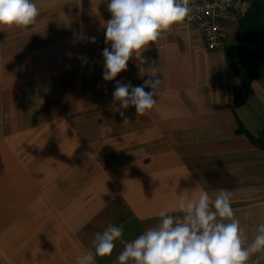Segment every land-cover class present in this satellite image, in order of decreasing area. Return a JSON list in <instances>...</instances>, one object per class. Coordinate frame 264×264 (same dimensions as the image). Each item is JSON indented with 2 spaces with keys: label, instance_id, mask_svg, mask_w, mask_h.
Returning a JSON list of instances; mask_svg holds the SVG:
<instances>
[{
  "label": "crops",
  "instance_id": "obj_1",
  "mask_svg": "<svg viewBox=\"0 0 264 264\" xmlns=\"http://www.w3.org/2000/svg\"><path fill=\"white\" fill-rule=\"evenodd\" d=\"M34 2V25L0 31V264H76L108 225L123 234L95 264H119L125 243L155 227L161 210L182 216L179 200L201 190L212 200L232 193L250 244L264 223V65L233 102L238 20L251 0L222 23L216 51L184 23L150 43L144 72L159 66L157 103L147 116L129 107L125 125L115 86L149 76L133 58L103 80L108 0ZM248 264H264V253Z\"/></svg>",
  "mask_w": 264,
  "mask_h": 264
},
{
  "label": "clouds",
  "instance_id": "obj_2",
  "mask_svg": "<svg viewBox=\"0 0 264 264\" xmlns=\"http://www.w3.org/2000/svg\"><path fill=\"white\" fill-rule=\"evenodd\" d=\"M189 0H108L111 19L104 27L105 47L103 80L112 81L127 70L128 61L135 58L141 74L149 76L141 86L117 83L113 102L118 103L123 125L125 116L134 107L136 116H147L157 103L161 79L156 64L148 65L143 53L166 32L183 22L190 9ZM40 11L34 0H0V31L17 27L28 29L36 23ZM95 43V37L90 38ZM142 74V75H144ZM145 88L151 91H145ZM123 109L124 111H122ZM232 193L221 190L214 200L201 190L198 198H181L176 208L182 216L159 212L160 221L131 242L125 243L118 256L119 264H248L257 253H264V223L257 227L253 241L244 246L247 237L231 207ZM123 228L108 225L97 232L93 251L76 257V264H95L97 256H110Z\"/></svg>",
  "mask_w": 264,
  "mask_h": 264
},
{
  "label": "trees",
  "instance_id": "obj_3",
  "mask_svg": "<svg viewBox=\"0 0 264 264\" xmlns=\"http://www.w3.org/2000/svg\"><path fill=\"white\" fill-rule=\"evenodd\" d=\"M238 29V64L235 68L241 79V89L234 106L246 99L251 82L261 76L264 65V0H251L238 20Z\"/></svg>",
  "mask_w": 264,
  "mask_h": 264
},
{
  "label": "built area",
  "instance_id": "obj_4",
  "mask_svg": "<svg viewBox=\"0 0 264 264\" xmlns=\"http://www.w3.org/2000/svg\"><path fill=\"white\" fill-rule=\"evenodd\" d=\"M245 0H189V13L184 24L194 25L202 31L205 48L216 51L221 47L222 23L232 11L238 10Z\"/></svg>",
  "mask_w": 264,
  "mask_h": 264
}]
</instances>
